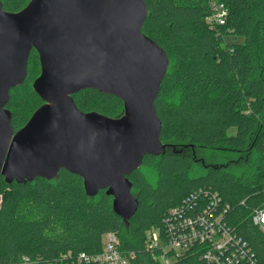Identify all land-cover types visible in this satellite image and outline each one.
Returning a JSON list of instances; mask_svg holds the SVG:
<instances>
[{
    "label": "trees",
    "instance_id": "1",
    "mask_svg": "<svg viewBox=\"0 0 264 264\" xmlns=\"http://www.w3.org/2000/svg\"><path fill=\"white\" fill-rule=\"evenodd\" d=\"M20 1L2 0L3 10L19 11ZM212 1L224 5L223 25L207 21ZM144 2L148 14L142 31L169 60L155 100L166 149L158 156L145 155L128 176L138 200L136 213L123 221L104 190L86 196L82 179L65 170L51 180L35 178L25 184H6L0 175V264L22 257L29 264H101L78 256L99 253L109 232L116 234L130 264H162L145 246L146 231L159 227L168 209L199 188L216 193L229 206L223 221L264 264V232L251 221L253 212L264 208V0ZM229 36L243 41L228 44L224 38ZM32 53L36 51L29 58ZM29 58L27 77L10 90L5 106L14 132L43 104L31 85L39 103L31 114L17 123L10 107L15 93L29 83ZM88 92L116 103L121 111L84 108L75 97ZM72 98L82 112L111 118L123 113L120 99L94 90ZM204 249L196 244L169 264H209L202 258Z\"/></svg>",
    "mask_w": 264,
    "mask_h": 264
},
{
    "label": "water",
    "instance_id": "2",
    "mask_svg": "<svg viewBox=\"0 0 264 264\" xmlns=\"http://www.w3.org/2000/svg\"><path fill=\"white\" fill-rule=\"evenodd\" d=\"M144 0H30L17 12L0 0V175L6 184L53 179L60 170L82 179L86 196L101 190L128 221L137 211L128 176L145 155L165 153L155 100L169 60L142 27ZM35 50L40 74L32 90L43 104L14 132L5 108L23 84ZM114 96L123 113L82 112L72 95Z\"/></svg>",
    "mask_w": 264,
    "mask_h": 264
},
{
    "label": "built area",
    "instance_id": "3",
    "mask_svg": "<svg viewBox=\"0 0 264 264\" xmlns=\"http://www.w3.org/2000/svg\"><path fill=\"white\" fill-rule=\"evenodd\" d=\"M207 19L211 26L223 25L226 19L224 5L212 1ZM229 206L214 192L205 188L193 191L183 202L164 214L159 227L146 231L145 246L157 255L162 264L183 255L196 244L204 245L202 258L209 264H261L246 241L238 237L223 221ZM251 221L264 232V208L257 209ZM119 241L114 233L103 237L102 250L88 256L80 254V261L91 260L101 264H130L126 255L118 248ZM27 257L9 264H29Z\"/></svg>",
    "mask_w": 264,
    "mask_h": 264
},
{
    "label": "rangeland",
    "instance_id": "4",
    "mask_svg": "<svg viewBox=\"0 0 264 264\" xmlns=\"http://www.w3.org/2000/svg\"><path fill=\"white\" fill-rule=\"evenodd\" d=\"M28 0H22L19 2V5L16 9H23L27 4ZM19 10V11H20ZM224 41L228 44L231 43H240L243 41L242 38H236L233 36L225 37ZM29 72V83L26 84L23 88L19 89L14 95V101L11 104V109L14 110L17 123H22L32 112V109L39 105V103L34 101L32 97L31 85L36 77L39 76L40 67L38 63V57L36 53H32L29 58L28 65ZM75 101L82 104L84 108L98 109L101 111H106L110 114L119 113L122 108L117 106L116 103L103 101L99 99L96 94L92 92L82 93L75 97ZM82 109V108H81ZM230 133H234V130H231ZM150 174V172H148ZM150 180L153 182L155 178L150 174ZM2 201V195L0 194V204Z\"/></svg>",
    "mask_w": 264,
    "mask_h": 264
}]
</instances>
